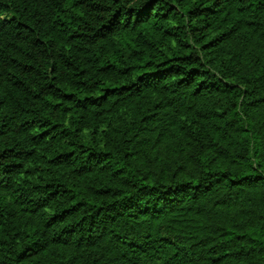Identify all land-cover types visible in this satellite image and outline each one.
<instances>
[{
	"label": "clouds",
	"instance_id": "1",
	"mask_svg": "<svg viewBox=\"0 0 264 264\" xmlns=\"http://www.w3.org/2000/svg\"><path fill=\"white\" fill-rule=\"evenodd\" d=\"M0 264H264V0H0Z\"/></svg>",
	"mask_w": 264,
	"mask_h": 264
}]
</instances>
